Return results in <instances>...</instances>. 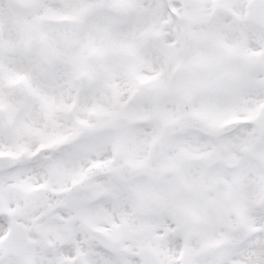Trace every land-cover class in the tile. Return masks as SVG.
<instances>
[{
  "label": "snow or ice",
  "instance_id": "6c2138e0",
  "mask_svg": "<svg viewBox=\"0 0 264 264\" xmlns=\"http://www.w3.org/2000/svg\"><path fill=\"white\" fill-rule=\"evenodd\" d=\"M0 264H264V0H0Z\"/></svg>",
  "mask_w": 264,
  "mask_h": 264
}]
</instances>
